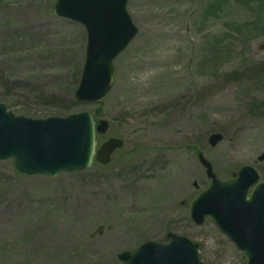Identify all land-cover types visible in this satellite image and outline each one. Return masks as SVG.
Instances as JSON below:
<instances>
[{
  "label": "rangeland",
  "instance_id": "374dc122",
  "mask_svg": "<svg viewBox=\"0 0 264 264\" xmlns=\"http://www.w3.org/2000/svg\"><path fill=\"white\" fill-rule=\"evenodd\" d=\"M56 2L0 0V101L34 119L89 111L109 122L98 147H124L55 177L0 161V264H123L120 253L168 233L198 243L205 264H247L189 207L211 182L199 153L223 180L244 165L264 172V0H129L139 34L101 104L75 98L87 33Z\"/></svg>",
  "mask_w": 264,
  "mask_h": 264
},
{
  "label": "water",
  "instance_id": "95a60500",
  "mask_svg": "<svg viewBox=\"0 0 264 264\" xmlns=\"http://www.w3.org/2000/svg\"><path fill=\"white\" fill-rule=\"evenodd\" d=\"M128 1L57 0L54 6L56 16L82 24L87 33L85 64L75 92L80 102L100 104L112 92L115 60L139 34ZM108 129V121L96 124L89 111L34 119L15 115L0 101V161L12 159L22 176L86 170L94 159L106 165L124 147L122 139L111 137L96 150L97 135H106ZM223 139L214 133L209 144L216 147ZM198 158L211 182L190 204L192 222L203 225L210 219L244 253L247 264H264V181L259 171L245 165L233 178L222 180L202 153ZM258 160L264 162V152ZM118 258L124 264H205L199 244L175 233L167 234V242L147 241Z\"/></svg>",
  "mask_w": 264,
  "mask_h": 264
},
{
  "label": "trees",
  "instance_id": "16d2710c",
  "mask_svg": "<svg viewBox=\"0 0 264 264\" xmlns=\"http://www.w3.org/2000/svg\"><path fill=\"white\" fill-rule=\"evenodd\" d=\"M257 106H258V108H260V110L261 109H264V105L262 103L261 104L260 103H257Z\"/></svg>",
  "mask_w": 264,
  "mask_h": 264
},
{
  "label": "bare ground",
  "instance_id": "6f19581e",
  "mask_svg": "<svg viewBox=\"0 0 264 264\" xmlns=\"http://www.w3.org/2000/svg\"><path fill=\"white\" fill-rule=\"evenodd\" d=\"M228 159H229V158H228ZM228 159H227V160H228Z\"/></svg>",
  "mask_w": 264,
  "mask_h": 264
}]
</instances>
